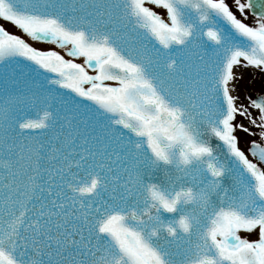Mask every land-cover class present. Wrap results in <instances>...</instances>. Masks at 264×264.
Masks as SVG:
<instances>
[{
  "label": "snow or ice",
  "instance_id": "1",
  "mask_svg": "<svg viewBox=\"0 0 264 264\" xmlns=\"http://www.w3.org/2000/svg\"><path fill=\"white\" fill-rule=\"evenodd\" d=\"M0 264H264V0H0Z\"/></svg>",
  "mask_w": 264,
  "mask_h": 264
},
{
  "label": "rangeland",
  "instance_id": "2",
  "mask_svg": "<svg viewBox=\"0 0 264 264\" xmlns=\"http://www.w3.org/2000/svg\"><path fill=\"white\" fill-rule=\"evenodd\" d=\"M15 31V29H13ZM49 47V46H45ZM243 73V78L239 81L238 92L240 94L241 100L244 99V96L248 92H256L260 87V77L255 72L254 69L241 70ZM242 141L241 147L247 148V141L253 137H246L245 134L241 133Z\"/></svg>",
  "mask_w": 264,
  "mask_h": 264
}]
</instances>
